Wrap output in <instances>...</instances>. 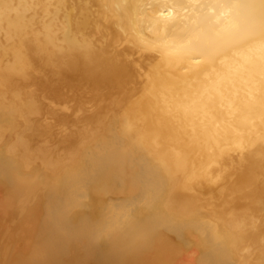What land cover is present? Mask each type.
Wrapping results in <instances>:
<instances>
[{"label":"bare ground","instance_id":"6f19581e","mask_svg":"<svg viewBox=\"0 0 264 264\" xmlns=\"http://www.w3.org/2000/svg\"><path fill=\"white\" fill-rule=\"evenodd\" d=\"M0 264H264V0H0Z\"/></svg>","mask_w":264,"mask_h":264}]
</instances>
